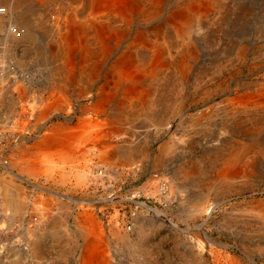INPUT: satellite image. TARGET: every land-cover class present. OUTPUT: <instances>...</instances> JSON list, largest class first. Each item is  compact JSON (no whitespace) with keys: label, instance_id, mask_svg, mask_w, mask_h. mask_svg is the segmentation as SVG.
<instances>
[{"label":"bare ground","instance_id":"6f19581e","mask_svg":"<svg viewBox=\"0 0 264 264\" xmlns=\"http://www.w3.org/2000/svg\"><path fill=\"white\" fill-rule=\"evenodd\" d=\"M0 73L5 84L2 111L17 114L18 104L23 113L32 109L35 127L44 126L52 115H73L65 99L44 107V94L91 99L78 107L92 118L80 117L77 136L79 142L90 139L102 159L91 171V185L126 170L121 167L118 174L112 165L121 154L133 173L145 161L156 170L157 178L148 177L124 198L140 208L131 225L112 230L122 264H131L134 252L141 256L152 228L164 227L176 235L184 264H264V198L239 200L243 207L237 205L232 222L224 213L213 224L221 200L209 201L215 187L253 184L264 162V0H0ZM49 134L42 140L60 139L56 132ZM152 140L158 154L149 146ZM176 143L182 147V162L168 180L164 169ZM219 155L228 157L211 176L202 162ZM200 186L206 192L186 201L173 195V188L182 193ZM11 188L17 198L10 197ZM111 196L98 201L122 200ZM149 198L161 207L150 205ZM27 201L22 189L0 180V236L16 224L29 233L21 215ZM175 202L183 225L168 215ZM148 212L156 219L149 220ZM84 214L76 223L84 243L81 264H112L107 258L100 261L96 242L103 231L98 220L92 219L93 229H82L88 217ZM16 216L21 220L16 222ZM60 227L62 234L51 233H70L68 225ZM223 231L244 245L221 240ZM19 239L9 245L0 242V264H17L15 257L27 250L33 258L42 255L39 237L29 248Z\"/></svg>","mask_w":264,"mask_h":264},{"label":"rangeland","instance_id":"374dc122","mask_svg":"<svg viewBox=\"0 0 264 264\" xmlns=\"http://www.w3.org/2000/svg\"><path fill=\"white\" fill-rule=\"evenodd\" d=\"M51 12H53V11H51ZM36 87H39L38 90L36 91L37 93H39V91H41L40 85L38 84V85H36ZM12 96H14L16 99L18 98V95L15 92L12 93ZM44 97H45L44 98L45 99L44 100V107L50 105V103H51V105L57 104L60 101H62V99L67 100L72 105V107L70 109V111H71L70 114H73V112H74V106L73 105L76 102H78L77 100L81 99V98L75 99L74 97H76V96H75V94L72 95V93L67 94V98H66L65 95H61L60 93H56V92H54V94H51V95L44 94ZM25 101L28 102L29 99H26ZM15 110H16L15 112H17V114H18V112H22L19 104L15 107ZM30 111L28 110V112H30ZM60 111L62 113L66 112V111L59 110V112ZM11 113L14 114V111H12ZM66 114H69V113L67 112ZM66 114H65V116H67ZM85 115H86V118H85ZM54 116L55 115H52L49 118V120H51V118L53 120ZM80 117L85 118V121H87L89 119V117L92 118L89 113L85 112V114H84L83 112H81V115L77 116V119L79 120V124H80V122L82 123V118H80ZM239 118L244 119L245 116L240 115ZM27 120L28 119H23L22 123L26 124L28 122L32 125L29 128L33 132H31L30 129L28 128L29 129V132H28L29 135L36 133L37 130L39 129V125L41 123L40 124L38 123L35 127V126H33L34 120L32 121V123L29 120L28 121ZM135 137L136 136L134 135V141L136 140ZM135 144H134V147L136 148L138 146V144H136V145ZM157 145L158 144L155 142V140H152L149 143V146L153 149V154H155V153L158 154L159 147ZM180 150H182V147L180 146V144L176 143V147L173 150L172 155L170 156V158H171L169 160L170 163L164 169L165 173H166L165 175H166L168 180H170V178L173 175L172 169H176L177 164L182 162V159L178 156V151H180ZM197 151L199 152L200 148H198ZM6 157L8 160L10 159L9 160L10 164H7V166L9 168H11L12 167L11 161H14L12 158L13 156L7 155V153H6ZM95 157H96L95 165H96V163H102V159H100V157L98 155V148H96V147H95ZM227 157H228V155H219L217 157L212 158V160L211 159L206 160V161L202 162V167H203V169H205V170L207 169V171H209L208 172L209 175L213 176L214 172L218 168H220V166L222 164L221 162L224 159H226ZM113 162H114V164H112V165L116 167L114 170H117L118 174L121 171V167H126V170L121 175H117V176L111 175L107 180L104 179V184L98 183V184H95L96 186H94V187L96 189L97 188H103V190H104L101 193L98 192V194H99L97 196L98 198L103 199L107 196L112 195L111 196L112 198L114 197L116 199L118 197L119 199H122V200L117 202L116 200L110 201L107 199V201L105 203H103V201L102 202L98 201L99 205L96 206V209L93 212H87V210H84L85 211L84 215H86V216L88 215V217L85 218L84 223H83L84 225H82V229L83 228H85V229H91L92 228L93 229L94 225L91 224V223H93L92 219L96 218L98 220L101 228H102V231H103L102 236H100L101 237L100 240L96 242V244L99 248L98 253L101 256L100 261L105 262L104 260L107 258V259H109L110 262H112V264H122L123 263L122 252L120 250L119 241L117 240V237H115L111 234L112 230L114 229L115 226H118V227H120L121 230H123L124 228H126V224L128 226L131 225V219L130 218L136 217L138 215V211L140 212L139 207L136 208L134 206V204H132L128 200H124V198L129 196L128 193H129L131 188H134V189L138 188L140 186V184L143 181H145V179H147L148 177L152 176L153 178H157L158 176H156V174H157L156 170L152 169V167H150V165H148L149 162H147V161L143 162V165L141 167H139V169L137 170L136 173H133L132 170L129 169V167H131V166L130 165L128 166L129 162L126 161V158L122 154L117 155L116 159H114ZM263 165H264V162L259 164V166H258V169H259L258 170V180H254L255 181V182H253L254 185L252 183H250L249 184L250 188H249V185H247L245 187L242 186V187H237V188L225 190L223 186H218V187L213 188L214 190H211L209 192V201H211V202L216 201L214 203H217L221 200L220 203H218V207L216 208V210L212 214L213 219L210 220L211 222L212 221L217 222L219 219L221 220L224 217V215H223L224 213L227 215L228 220L231 221V220H233L234 216L237 217L234 213H236L240 207H243L241 202L243 203L246 200H251V199L258 200V199L264 198V166ZM14 169H15V167H14ZM91 171H90V178L92 177ZM157 171H160V170H157ZM44 173H45L44 171L39 172L37 175L34 176V178L38 179L39 177L44 175ZM48 176L50 177L51 174H49ZM0 180H3L5 182H10L11 185H15V186L19 187L20 189L23 190L24 197L28 198L27 188L23 187L20 184V181H18L15 176H13L12 174L6 173V170L1 165H0ZM194 189H192L191 187H188V188H186L187 191H185V189H184V191H182L183 194L176 192L175 188H173L172 190H173V195L177 196L178 201H180V199H185V201H186L187 198L190 199L194 195L198 194L199 192H206V188H202V186H200L199 188H194ZM103 192H104V194H103ZM11 193H13L12 194L13 196L10 195V197H13V199L15 197L17 198V195L15 194V191L13 189L11 190ZM221 194H222V196H220ZM98 198H96V199H98ZM139 200H146V199L144 197L140 196ZM239 200L241 202H239ZM147 201L149 202L150 205L161 207V204L153 198H149V199H147ZM11 202H14L13 205L15 206V204H17V202H18V199L12 200ZM176 202H175L174 208H169L168 215L170 218L175 219L176 221L180 222L181 225H183V224H185V221H181L182 219H178V216L176 215V212L180 211V207L178 206V204H176ZM182 205H186V204H182ZM237 205L239 208L237 207ZM181 208H182V206H181ZM132 212H135V213L133 215H131ZM23 213L21 214V215H23L22 222L26 223V215L28 214V211L24 210ZM148 214H149L148 215L149 220L152 219L151 221H153L156 219V216L153 213L148 212ZM126 216H127V219H126ZM19 219L21 220V217H19V216L15 217L16 222L19 221ZM134 219H133V222H134ZM0 220H3L2 215H0ZM213 223H215V222H212V224ZM13 226H14V228L11 229L10 232H8L9 234L7 232L5 234H1L0 242L3 241V244L9 245V244L13 243V241L17 237H18V239L20 237L19 242L23 245H25V243H27V244L29 243L27 246V248H29L30 243H32V239L33 240L38 239V237H39V239H41V242H42L46 238L44 236V234H42L43 236L40 238L39 229L41 230V228H39L37 226H29L28 227L29 233H27V230L19 229L20 227H18L17 224L13 225ZM62 228L63 227L57 228V232H59V234H62ZM68 229L70 231V233L68 235H63V236L56 235L57 239L55 242L48 243L46 246L42 245L41 253H42V250H44V252L42 253L41 256H39L41 258H39L38 256L36 258H33L31 250H27L26 253L22 254V255H24L23 257H15L14 261L17 264H81V256H82V253H81L82 247L81 246L84 245L83 240L81 238V234H79L78 228L76 227V225L68 226ZM51 231H52V229H50V231H49L50 234H51ZM18 232H19V234H16ZM130 235L133 239L138 238L137 232H130ZM212 235L217 236V230L214 228H212ZM231 237H232L231 235L226 234V232L223 231L222 236H221V240H223V241L226 240V241L230 242L231 244L237 243L238 245H244L240 239L234 240V238L232 237V239H231ZM11 240H13V241H11ZM91 240H93V238ZM108 242H110V243H108ZM31 246H33V245L31 244ZM4 251L5 250L2 251V254H5ZM8 252H9V250H8ZM134 255H137V253L134 252ZM134 255L132 257H130V261L132 262L131 264H135V262L137 264H184V259L186 258L183 255L182 249H179V247H178L177 237L174 234V232L171 230H168L165 227L162 229L161 228H152L151 231H149L147 233V236H146L145 242H144V246H143V249L141 251V256L138 257V255H137L139 262L137 261V259H135L136 257H134Z\"/></svg>","mask_w":264,"mask_h":264},{"label":"crops","instance_id":"0c3cea01","mask_svg":"<svg viewBox=\"0 0 264 264\" xmlns=\"http://www.w3.org/2000/svg\"><path fill=\"white\" fill-rule=\"evenodd\" d=\"M90 101L88 98L76 102L70 119L56 114L44 126L40 124L36 133L23 134L7 152V155L13 156L14 161H11V168H3L6 172L9 170L28 190V201L24 207L28 211L26 223L41 228L39 236L44 234L46 237L41 242V248L57 239L55 234L49 233L50 229L56 233L54 231L61 224L74 226L82 220L83 210L93 212L99 205L96 200L98 192L104 191L103 188L96 189L91 185L90 171L96 160L94 143L87 138L81 142L77 139V116L81 115L78 107L89 105ZM53 132L59 134V140H42ZM42 171L44 175L34 178Z\"/></svg>","mask_w":264,"mask_h":264},{"label":"built area","instance_id":"2783aa9c","mask_svg":"<svg viewBox=\"0 0 264 264\" xmlns=\"http://www.w3.org/2000/svg\"><path fill=\"white\" fill-rule=\"evenodd\" d=\"M12 79H13L12 77L9 78V80ZM20 79L21 78L18 77V80ZM4 86L5 84L1 83V79H0V165L1 166L7 164L8 159L6 157V153L11 148V146L17 143L22 138L23 134L28 133V127L27 125L25 126V124L22 123V120L28 119L30 122L34 120L32 114L28 111L24 113L18 112V114H12L10 112L9 115L6 116L5 114L6 110L4 112L2 111L4 106L3 104L4 91L2 90V88H4Z\"/></svg>","mask_w":264,"mask_h":264}]
</instances>
